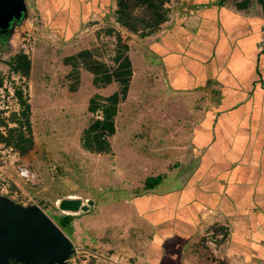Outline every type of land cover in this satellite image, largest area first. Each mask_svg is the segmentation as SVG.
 I'll use <instances>...</instances> for the list:
<instances>
[{"label":"rangeland","instance_id":"rangeland-1","mask_svg":"<svg viewBox=\"0 0 264 264\" xmlns=\"http://www.w3.org/2000/svg\"><path fill=\"white\" fill-rule=\"evenodd\" d=\"M25 3L26 18L0 42V118L8 122L19 111L15 89L20 88L30 104L33 147L19 155L0 144V196L23 206L37 205L47 214L73 243L67 264H150L146 255L152 231L139 214L137 201L146 195L144 184L152 177H163L160 191L182 187L179 178L185 172L175 164L183 156L176 151L187 145L182 127L188 132L193 126L187 112L195 113L199 100L167 90L148 45L114 22L113 8L83 12L70 10L69 0L62 4L52 0L48 8L43 0ZM114 32L128 45L132 76L126 98L118 105L111 152L96 154L81 145L83 130L100 114L91 113L88 106L91 99L117 91L118 84L96 85L91 72L81 64L74 69L69 59L88 50L92 58L116 67ZM20 53L31 63L28 78L9 65ZM0 131H5L1 124ZM20 168L30 170L35 179H21ZM70 196L93 204L86 212L62 213L58 202ZM65 215L72 216L67 229L57 224ZM212 223L203 226L194 245L204 241L213 249L212 264H229L217 257L215 243L221 236H215L217 226ZM191 254L195 258L187 257L184 264H197L198 254Z\"/></svg>","mask_w":264,"mask_h":264},{"label":"crops","instance_id":"crops-1","mask_svg":"<svg viewBox=\"0 0 264 264\" xmlns=\"http://www.w3.org/2000/svg\"><path fill=\"white\" fill-rule=\"evenodd\" d=\"M69 1L70 10L116 9L111 0ZM165 8L158 30L134 35L167 90L199 103L187 112L193 126L182 127L187 145L176 151L182 187L163 192L160 180L137 201L153 236L147 260L194 259L198 233L213 221L218 259L264 264V0H169Z\"/></svg>","mask_w":264,"mask_h":264},{"label":"trees","instance_id":"trees-1","mask_svg":"<svg viewBox=\"0 0 264 264\" xmlns=\"http://www.w3.org/2000/svg\"><path fill=\"white\" fill-rule=\"evenodd\" d=\"M116 9L113 12L115 23L122 29L138 34L143 37L155 32L167 20V9L165 3L169 0H114ZM113 30H109V33ZM115 33L116 53L113 61L116 67H110L92 58L88 50L79 52L74 58H70L73 68L76 69L81 64L93 77V82L98 86H106L110 83H117L118 90L109 96H98L100 100L91 99L88 110L91 113L99 112L88 122L81 137L82 147L96 154H108L111 152L110 139L115 134V117L118 112V105L126 98L130 79L132 76V63L128 55V45L123 42L119 32ZM13 72L28 78L31 68L27 55L20 53L10 62ZM15 96L19 104V111L13 112L8 122L0 118V124L5 127V131H0V144L13 149L19 155L27 154L33 147V137L30 121V104L27 97L20 88L15 89ZM160 177L147 179L144 184L146 189L157 185ZM72 216L65 215L57 218V224L67 229ZM204 242V241H203ZM194 245V251L198 253V264H212L216 258L205 244ZM218 261V260H217ZM221 261V260H220Z\"/></svg>","mask_w":264,"mask_h":264},{"label":"water","instance_id":"water-1","mask_svg":"<svg viewBox=\"0 0 264 264\" xmlns=\"http://www.w3.org/2000/svg\"><path fill=\"white\" fill-rule=\"evenodd\" d=\"M26 15L25 0H0V33L11 26V35ZM58 203L62 213L75 214L93 201L68 197ZM73 252V243L37 205L0 196V264H67Z\"/></svg>","mask_w":264,"mask_h":264},{"label":"built area","instance_id":"built-area-1","mask_svg":"<svg viewBox=\"0 0 264 264\" xmlns=\"http://www.w3.org/2000/svg\"><path fill=\"white\" fill-rule=\"evenodd\" d=\"M18 175L21 179L27 180V181H33L35 179V174L30 172L27 168H20Z\"/></svg>","mask_w":264,"mask_h":264},{"label":"flooded vegetation","instance_id":"flooded-vegetation-1","mask_svg":"<svg viewBox=\"0 0 264 264\" xmlns=\"http://www.w3.org/2000/svg\"><path fill=\"white\" fill-rule=\"evenodd\" d=\"M11 26L7 27L6 30L0 33V42H4L5 39L9 36Z\"/></svg>","mask_w":264,"mask_h":264},{"label":"bare ground","instance_id":"bare-ground-1","mask_svg":"<svg viewBox=\"0 0 264 264\" xmlns=\"http://www.w3.org/2000/svg\"><path fill=\"white\" fill-rule=\"evenodd\" d=\"M70 197L74 198V196H70Z\"/></svg>","mask_w":264,"mask_h":264}]
</instances>
